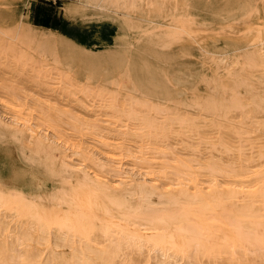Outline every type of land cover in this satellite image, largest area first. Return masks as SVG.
<instances>
[{
  "label": "bare ground",
  "instance_id": "6f19581e",
  "mask_svg": "<svg viewBox=\"0 0 264 264\" xmlns=\"http://www.w3.org/2000/svg\"><path fill=\"white\" fill-rule=\"evenodd\" d=\"M107 1L167 18L157 41L205 51L210 77L159 103L137 62L105 68L114 93L70 75V108L46 100L40 117L70 130L50 140L29 126L22 143L66 182L50 195L0 185V264H264V0L221 23L188 0ZM8 120L0 127L23 140Z\"/></svg>",
  "mask_w": 264,
  "mask_h": 264
},
{
  "label": "rangeland",
  "instance_id": "374dc122",
  "mask_svg": "<svg viewBox=\"0 0 264 264\" xmlns=\"http://www.w3.org/2000/svg\"><path fill=\"white\" fill-rule=\"evenodd\" d=\"M243 2L188 0L190 10L208 23H221L233 11L239 18L246 11ZM146 15L143 9L135 12L107 0H59L58 4L49 0H0V116L20 128L23 138L0 127V185L12 180L10 185L32 195H50L64 186V174L54 171L46 158H27L22 143L29 142V126L33 133L45 134L50 140L57 138L54 133L67 134L70 130L68 125L54 127L40 118L46 117L42 113L46 100L54 108H70V75L78 89L114 93L106 77L114 76L115 71L105 68L118 60L121 71L137 62L145 68L136 72L155 81L153 97L159 103L203 91L202 78H209L211 73L205 51L196 47L184 53L158 42L157 34L170 22L162 16ZM212 17L218 20H210ZM212 50L225 51L223 47ZM219 69L224 72L223 67ZM81 94L77 91L76 96ZM48 116L69 115L51 112ZM58 141L70 155L64 138ZM68 159L79 164L80 156Z\"/></svg>",
  "mask_w": 264,
  "mask_h": 264
},
{
  "label": "built area",
  "instance_id": "2783aa9c",
  "mask_svg": "<svg viewBox=\"0 0 264 264\" xmlns=\"http://www.w3.org/2000/svg\"><path fill=\"white\" fill-rule=\"evenodd\" d=\"M49 1H53V2H56L57 0H49Z\"/></svg>",
  "mask_w": 264,
  "mask_h": 264
},
{
  "label": "snow or ice",
  "instance_id": "6c2138e0",
  "mask_svg": "<svg viewBox=\"0 0 264 264\" xmlns=\"http://www.w3.org/2000/svg\"><path fill=\"white\" fill-rule=\"evenodd\" d=\"M59 3V0H57V4Z\"/></svg>",
  "mask_w": 264,
  "mask_h": 264
}]
</instances>
